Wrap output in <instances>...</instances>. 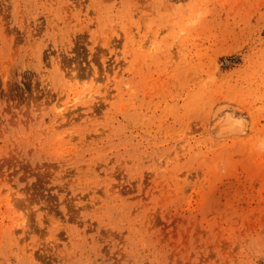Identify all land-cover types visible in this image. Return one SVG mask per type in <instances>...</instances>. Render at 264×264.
<instances>
[{
	"label": "rangeland",
	"instance_id": "374dc122",
	"mask_svg": "<svg viewBox=\"0 0 264 264\" xmlns=\"http://www.w3.org/2000/svg\"><path fill=\"white\" fill-rule=\"evenodd\" d=\"M0 264H264V0H0Z\"/></svg>",
	"mask_w": 264,
	"mask_h": 264
}]
</instances>
